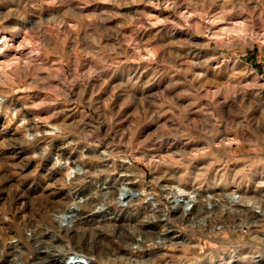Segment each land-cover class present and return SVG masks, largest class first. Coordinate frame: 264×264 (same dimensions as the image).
Listing matches in <instances>:
<instances>
[{
	"label": "clouds",
	"instance_id": "1",
	"mask_svg": "<svg viewBox=\"0 0 264 264\" xmlns=\"http://www.w3.org/2000/svg\"><path fill=\"white\" fill-rule=\"evenodd\" d=\"M0 264H264V0H0Z\"/></svg>",
	"mask_w": 264,
	"mask_h": 264
}]
</instances>
